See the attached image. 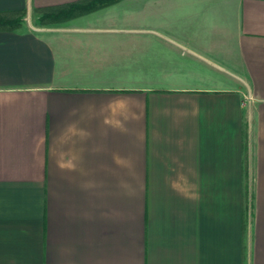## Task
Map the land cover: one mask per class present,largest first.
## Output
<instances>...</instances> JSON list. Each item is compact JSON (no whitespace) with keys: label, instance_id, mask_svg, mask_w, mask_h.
Here are the masks:
<instances>
[{"label":"crops","instance_id":"1","mask_svg":"<svg viewBox=\"0 0 264 264\" xmlns=\"http://www.w3.org/2000/svg\"><path fill=\"white\" fill-rule=\"evenodd\" d=\"M2 12L0 264H264V0Z\"/></svg>","mask_w":264,"mask_h":264},{"label":"trees","instance_id":"2","mask_svg":"<svg viewBox=\"0 0 264 264\" xmlns=\"http://www.w3.org/2000/svg\"><path fill=\"white\" fill-rule=\"evenodd\" d=\"M81 4L82 3H75V4L66 5L64 7L43 9L44 12L43 20L54 21L55 19L57 20V15L62 16L63 12H66V14L68 13L71 14L72 12L79 11V9L81 8L80 7ZM23 18H24L23 12H2L0 13V29L1 28L12 29V28L21 27L24 22Z\"/></svg>","mask_w":264,"mask_h":264}]
</instances>
